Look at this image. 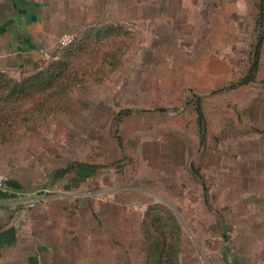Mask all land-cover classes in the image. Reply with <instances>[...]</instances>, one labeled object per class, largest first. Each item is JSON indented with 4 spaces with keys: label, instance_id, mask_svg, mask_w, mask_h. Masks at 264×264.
<instances>
[{
    "label": "rangeland",
    "instance_id": "1",
    "mask_svg": "<svg viewBox=\"0 0 264 264\" xmlns=\"http://www.w3.org/2000/svg\"><path fill=\"white\" fill-rule=\"evenodd\" d=\"M26 1L47 63L71 46L64 34L101 30L75 64L94 65L96 81L0 144V170L25 196L24 237L56 249L52 264H147L143 223L159 202L181 221L180 264H264V38L258 81L213 92L248 71L264 0ZM191 90L205 95L207 148Z\"/></svg>",
    "mask_w": 264,
    "mask_h": 264
},
{
    "label": "trees",
    "instance_id": "2",
    "mask_svg": "<svg viewBox=\"0 0 264 264\" xmlns=\"http://www.w3.org/2000/svg\"><path fill=\"white\" fill-rule=\"evenodd\" d=\"M257 24L261 35L255 45L253 61L248 71L237 80L215 89L214 93L236 89L258 81L264 38L263 1L260 4ZM100 30L95 26L89 27L84 31L86 34L75 37L71 46L63 51L64 53L61 51L59 57L50 63L44 61L43 64L47 63L45 68L27 72L21 79L14 77L7 69L0 70V144L16 134V128L21 127L20 124L23 122L32 118L36 119L44 111L46 113L55 109L58 111L60 105L64 107L68 104L70 95L96 81L97 76L94 75L97 72L94 65L90 66V62H87L88 68H84L77 67L75 64L79 63L78 59L82 58L79 54L85 49L88 50L90 36L98 34ZM103 31H112V25L105 26ZM61 48L64 50V46ZM189 104L193 111L190 112V122L195 124L200 146L207 148L210 137L205 112V95L191 90L188 97ZM134 111L135 109L131 108L121 110L115 119L116 123H120L124 117L131 115ZM115 136L119 145L124 146L125 140L118 129L115 131ZM73 164L79 168L96 167V165L85 162H73ZM192 170L196 178L204 181L198 168L192 165ZM143 225L148 251L147 264H180L178 254L182 239L181 221L170 207L159 202L151 204L146 212Z\"/></svg>",
    "mask_w": 264,
    "mask_h": 264
},
{
    "label": "crops",
    "instance_id": "3",
    "mask_svg": "<svg viewBox=\"0 0 264 264\" xmlns=\"http://www.w3.org/2000/svg\"><path fill=\"white\" fill-rule=\"evenodd\" d=\"M40 17L26 0H0V69L44 62L49 43L32 37L42 32ZM25 204L21 187L8 180V191L0 197V264H52L48 257L56 249L24 237Z\"/></svg>",
    "mask_w": 264,
    "mask_h": 264
},
{
    "label": "built area",
    "instance_id": "4",
    "mask_svg": "<svg viewBox=\"0 0 264 264\" xmlns=\"http://www.w3.org/2000/svg\"><path fill=\"white\" fill-rule=\"evenodd\" d=\"M75 39L74 34H64L60 39L61 46H67L73 42ZM46 57H49V54L46 53ZM8 191V178L7 176L0 170V197L2 194Z\"/></svg>",
    "mask_w": 264,
    "mask_h": 264
}]
</instances>
